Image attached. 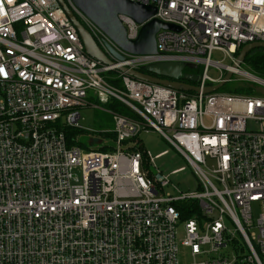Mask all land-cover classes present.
<instances>
[{"label": "built area", "instance_id": "built-area-1", "mask_svg": "<svg viewBox=\"0 0 264 264\" xmlns=\"http://www.w3.org/2000/svg\"><path fill=\"white\" fill-rule=\"evenodd\" d=\"M66 1L106 52V42L122 52ZM132 1L180 29L161 28L157 53L126 55L123 64L195 63L199 93L94 59L58 0H0V264H180V246L190 264H264V96L203 92L228 69L232 79L264 85L233 67L244 45L264 41V0ZM119 18L136 39L142 24ZM216 52L232 63L213 59ZM91 92L134 113L112 111L110 149L82 147L80 134L68 141L65 128L83 129L80 108ZM149 130L194 167L197 190L182 191L156 166L140 140ZM254 206L262 209L255 220Z\"/></svg>", "mask_w": 264, "mask_h": 264}, {"label": "water", "instance_id": "water-1", "mask_svg": "<svg viewBox=\"0 0 264 264\" xmlns=\"http://www.w3.org/2000/svg\"><path fill=\"white\" fill-rule=\"evenodd\" d=\"M72 22L77 27L84 43L86 52L94 59L107 66H113L118 71L129 76L172 87L179 90L199 93L201 87L196 83L200 75L187 71V68L196 69L195 63L185 61H157L145 64L142 68L134 69L123 64L126 55H151L158 52L156 35L161 28L179 30L176 25L152 18L157 13L153 5H145L132 0H72L73 4L86 17L100 27L105 34L118 46L122 52L106 42L107 52L98 44L92 33L76 16L66 0H58ZM124 14L134 18L142 24L139 36L131 40L127 37V30L119 18ZM152 18V19H151ZM263 48L264 41L251 42L244 45L239 51L233 67H240L248 53L254 49ZM234 71L228 69L221 81L203 88L205 94L219 91L233 77Z\"/></svg>", "mask_w": 264, "mask_h": 264}, {"label": "rangeland", "instance_id": "rangeland-1", "mask_svg": "<svg viewBox=\"0 0 264 264\" xmlns=\"http://www.w3.org/2000/svg\"><path fill=\"white\" fill-rule=\"evenodd\" d=\"M213 59H221L224 63L227 64L232 63V60L230 58L224 57L221 53L218 52L214 53ZM242 68L251 72L253 75L264 79V75L257 73V71L254 70L249 64L243 63ZM194 71L190 72L197 73V70ZM201 73L202 72H198L199 75ZM211 74L217 75L219 74V70H217L216 68H212ZM104 75L111 79L117 78L116 72H107ZM118 85L120 86L121 84ZM224 88H242L244 90L250 89L249 93L251 95L264 96V85L251 79H246L242 75H236L220 90H223ZM89 102L90 105L80 108V113L82 116L80 123L83 129H81V132L78 133L80 134L78 138L81 142V146L95 147L103 150L115 147V140L110 132L114 126L112 115L113 110L109 109L111 106L101 102L93 92H91L90 94ZM120 107L124 108L125 106H123V104H120ZM248 123L249 128H255L256 125L254 122L249 121ZM140 140L143 148L147 150V152H149L153 157H155L156 166L159 167V169L163 173L171 174L170 179L172 181V184L177 186L182 191H191L198 189L199 181L194 174V167L185 157L181 155V153H179L172 146V144L165 137H163L157 131L149 130L142 131L140 133ZM213 166H215L214 161H208V167L213 168ZM181 168L184 169L178 172H173ZM150 170L154 173L156 172V167H150ZM167 191L174 192V188L172 186H169L167 187ZM261 210L262 209L259 206L253 207L254 220L257 219ZM251 231H257V229L253 228ZM178 236L179 238H184L185 236V227L183 223L179 224ZM179 258L180 264H190L193 261L190 250L183 246H180Z\"/></svg>", "mask_w": 264, "mask_h": 264}, {"label": "trees", "instance_id": "trees-1", "mask_svg": "<svg viewBox=\"0 0 264 264\" xmlns=\"http://www.w3.org/2000/svg\"><path fill=\"white\" fill-rule=\"evenodd\" d=\"M239 53V51H238ZM246 64H249L254 70L257 71V73L264 75V49L263 48H258V49H254L252 51H250L248 53V55L246 56L245 62ZM197 70V74L198 72L200 73L201 69L200 68H196V69H191V68H187V71H194ZM195 72V71H194ZM115 73V72H114ZM112 82L114 84H121V79L117 78L115 80H112ZM228 83V82H227ZM226 83V84H227ZM121 86V85H120ZM220 91H225V92H230V93H239V94H250L249 91L250 89H242V88H224L223 90ZM120 102H111L108 103V105H110L111 107L109 109L113 110V111H118L122 114L128 115V116H134V113L126 106L123 104V106H125L124 108L120 107ZM126 108V109H125ZM65 132L66 135L68 137V141L71 143L73 141V137H75L78 133L81 132L80 129H75V128H65ZM176 206L181 209L182 205L181 204H176ZM183 213V217H186V215L188 213L182 211Z\"/></svg>", "mask_w": 264, "mask_h": 264}, {"label": "crops", "instance_id": "crops-1", "mask_svg": "<svg viewBox=\"0 0 264 264\" xmlns=\"http://www.w3.org/2000/svg\"><path fill=\"white\" fill-rule=\"evenodd\" d=\"M114 127V126H113ZM112 130H113V128H112ZM110 131L111 132V134H112V137L114 138L115 137V134L113 133V131Z\"/></svg>", "mask_w": 264, "mask_h": 264}, {"label": "bare ground", "instance_id": "bare-ground-1", "mask_svg": "<svg viewBox=\"0 0 264 264\" xmlns=\"http://www.w3.org/2000/svg\"><path fill=\"white\" fill-rule=\"evenodd\" d=\"M109 112V111H108ZM111 113V112H110Z\"/></svg>", "mask_w": 264, "mask_h": 264}]
</instances>
